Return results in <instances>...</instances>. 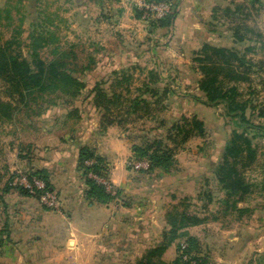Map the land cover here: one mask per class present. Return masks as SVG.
Wrapping results in <instances>:
<instances>
[{
    "label": "rangeland",
    "instance_id": "obj_1",
    "mask_svg": "<svg viewBox=\"0 0 264 264\" xmlns=\"http://www.w3.org/2000/svg\"><path fill=\"white\" fill-rule=\"evenodd\" d=\"M143 1L0 0V66L3 48L28 60L34 69L39 60L48 64L59 57L60 67L86 85L69 93L67 84L60 82L57 89L25 91L21 96L0 71V146L32 141L23 145V154L29 152L28 160L39 162L45 147L50 146L47 138L53 135L71 141L90 132L99 143L108 128L115 126L132 153L128 167L136 187L134 192L113 199L117 208L130 211H121L110 223L111 231L101 236L104 247H98L95 259L86 261V248L67 250L65 233L37 231L28 249L17 246L6 233V245L14 244H3L0 254L11 258L19 250L24 260L0 264H174L180 246L188 244L186 236L178 237L163 253H149L170 230L171 214L183 211L206 218V222L182 230L197 238L191 255L186 254L183 260L192 256L193 264L203 260L207 263L202 264H264V5L259 2L254 6L250 0H200L201 6L193 10L211 34L210 43L233 47L256 62L248 78L237 83L240 99L250 102L247 116L255 127L248 134L257 147V159L249 166H239L253 187L235 209L226 204L216 168L233 131L242 132L244 127L227 113L224 104L208 103L200 90L202 74L193 52L201 47L192 51L179 42L180 50L174 55L163 52L168 50L162 41L155 48L145 47L160 36L149 34L152 20L146 19L140 8ZM192 1L172 0L177 13L181 4L189 6ZM236 6L241 8L237 11ZM216 8L236 13L225 16L223 10L214 12ZM217 12L218 18L212 20ZM235 28L244 41L233 40ZM32 35L39 41H32ZM57 46L59 54L55 53ZM248 46L254 50L247 51ZM125 74L130 79L114 87L125 98L122 106L113 105L108 112L98 108L94 86L99 83L111 93V84ZM136 98L144 102L136 105ZM183 115L203 120L205 135L193 136L181 145L171 166L152 168L148 156L137 148L157 141L172 145L170 130ZM108 118L114 119V124L104 126ZM139 161L143 167H134ZM51 222L56 226L61 223ZM122 222L126 227H120Z\"/></svg>",
    "mask_w": 264,
    "mask_h": 264
},
{
    "label": "trees",
    "instance_id": "obj_2",
    "mask_svg": "<svg viewBox=\"0 0 264 264\" xmlns=\"http://www.w3.org/2000/svg\"><path fill=\"white\" fill-rule=\"evenodd\" d=\"M146 2H167L170 5V12L160 19L151 21L150 27L152 29L169 28L173 25L177 16L176 4L172 0H144ZM255 1H251L254 3ZM238 11L241 6H236ZM223 10L225 16L232 15L236 11H231L229 8H216L214 12ZM218 13H213L212 20H216ZM232 37L234 41H244L245 38L240 34L238 28L233 29ZM32 41L38 42L39 39L35 35L31 37ZM10 46V42H7ZM8 48V47H7ZM56 54H59V46L56 47ZM247 51H253L254 48L248 46ZM3 60L0 66V71L10 81L12 88L24 96V92L35 93L45 92L49 89H57L60 87V82H64L68 86L69 93H76L85 87L84 83L75 78L72 74L60 67L58 58L51 60L48 64L39 60L38 67L34 69L28 60H20L18 54L2 50ZM193 61L197 69L202 74L199 80V88L206 95L207 102L213 105L224 104L228 114H232L237 123L244 127L242 132L234 130L232 136L225 146V152L222 161L216 168V175L220 181L223 189L226 192V204L231 205L233 208L238 209V203L245 201L247 195L252 192L253 183L249 182L244 176L239 166L251 165L257 159V147L253 144L252 138L249 137V130L255 127L254 122L247 116V109L250 104L249 101L240 99V92L237 86L238 82L245 81L251 73L256 62L248 59L247 56L240 54V52L227 45H215L212 43H204L200 49L193 52ZM154 72L152 71V74ZM130 79V75L125 74L124 77L118 78L116 83L111 84V93L107 92L104 88L97 83L93 91L95 92V102L98 108L110 111L113 105L122 106L124 97L122 93L117 92L114 87L122 84ZM148 89V83H145ZM152 91V90H151ZM142 101L139 98L134 101L136 105ZM144 102V100L142 101ZM146 102V101H145ZM147 103V102H146ZM249 103V104H248ZM263 116V114L261 115ZM104 126L114 124V119L108 118L104 121ZM168 139L171 144L162 145L161 141L154 142L147 147H138L137 152L142 155L148 156L150 166L153 167H168L175 162L176 151L181 145H184L193 136H204L206 127L203 120L197 115L191 118L182 116L181 119L174 123L170 130ZM24 147L21 148L22 159H28L29 152H24ZM27 151V150H26ZM93 161L92 163H87ZM78 168L83 172V175L88 184L87 197L101 203H108L117 198L121 191L118 189L117 196L107 191L105 185L100 183L96 178L91 176V173L102 175L108 169V162L105 157L98 154L94 147L85 145L81 147L78 154ZM31 175H35L47 183L48 188L54 185L50 179V174L47 169H35L34 167L27 170ZM22 193L31 195L23 186L16 184ZM40 195L38 192L37 196ZM36 196V197H37ZM241 212L248 210L247 208H239ZM170 230H167L163 235L162 243L156 248L152 249L149 253L150 256L154 254L163 253L167 247L180 236H186L187 245L180 246L178 256L174 264H193L192 256L190 259L183 260L186 254L191 255L192 248L197 243V238L190 236L182 230L189 226L199 225L206 222V218L190 214L187 212H178L171 214L170 217ZM183 233V234H180ZM199 259V258H198ZM207 263L206 260L203 262ZM142 262V261H141ZM197 262L196 264H202ZM143 263V262H142ZM151 261L147 262L150 264ZM165 264V262L162 261Z\"/></svg>",
    "mask_w": 264,
    "mask_h": 264
},
{
    "label": "crops",
    "instance_id": "obj_3",
    "mask_svg": "<svg viewBox=\"0 0 264 264\" xmlns=\"http://www.w3.org/2000/svg\"><path fill=\"white\" fill-rule=\"evenodd\" d=\"M254 1V6L259 2L262 6L264 5V0ZM192 3L195 6L193 4L180 5V10L171 27L154 30L148 26L150 35L158 34L160 37L157 38V41L151 39L152 43H146L145 47L154 46L155 48L163 42V47L168 50H163V52L174 55L177 54V50H180L179 42L183 43V47L191 48L192 51L200 48L204 43H210L209 40L212 37L204 26L202 17L193 11L201 6V2L193 0ZM193 42L197 45L195 46ZM181 54L183 55V53ZM102 138L104 140H98V143L88 132L82 139L64 141L60 136L53 135L47 138L49 139L47 145L50 146L45 147L43 159H39V162H30L28 159L20 157L23 145H28L32 141L20 143L24 140H19L17 143L12 142L11 145L0 146V250L1 246H4L3 244L6 245V233L10 234L11 241L17 242V246H26L28 249L33 246L32 242L35 240L37 231H45V233L50 231L56 235L59 232V236L65 233L67 250L72 249L73 251L82 248L84 250L86 248V256H88L86 261L95 259L94 257L100 251H98V247H104L101 236L111 231L110 223L121 211L130 210L125 207L117 208L114 200L108 203H99L91 202L87 198L88 184L83 172L78 168V154L81 147L90 145L95 148L98 154L108 158L109 178L122 194L136 190L131 170L128 167V157L132 153L127 141L120 137L115 126H110ZM30 167L48 170L60 198V210L52 211L43 206L40 207L38 197L24 194L15 187L12 181L15 178L14 170L16 168L29 169ZM52 219L59 220L61 222L59 226L53 224ZM126 225L124 222L120 223V227H126ZM11 243L6 246L10 247L14 244ZM70 244L73 247L70 248ZM17 252L18 254L10 255L11 258H5L0 254V263L23 261L24 256L19 250Z\"/></svg>",
    "mask_w": 264,
    "mask_h": 264
},
{
    "label": "built area",
    "instance_id": "obj_4",
    "mask_svg": "<svg viewBox=\"0 0 264 264\" xmlns=\"http://www.w3.org/2000/svg\"><path fill=\"white\" fill-rule=\"evenodd\" d=\"M140 8L144 11L146 19L149 20L160 19L170 12V5L167 2L156 3L143 1L140 4ZM92 162L93 161H88L87 163L90 164ZM143 165L144 163L142 161L134 163V167L137 168H141L143 167ZM109 172L110 168L108 166V169L104 174L97 175L91 173L90 175L96 178L100 183L105 185L107 191L117 196L118 189L115 188V186L111 182L109 178ZM13 175L15 177V180L13 181L14 185L19 184L23 186L33 196H37L38 192H40V195H38L37 197L46 207L51 209L60 207V198L57 191L53 187L48 188L45 180L35 175H31L27 170H22L20 168H16L13 172Z\"/></svg>",
    "mask_w": 264,
    "mask_h": 264
}]
</instances>
